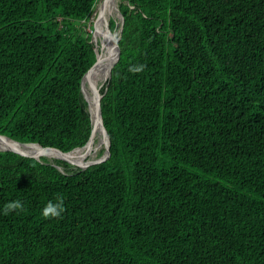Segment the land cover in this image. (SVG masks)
<instances>
[{
    "label": "trees",
    "instance_id": "16d2710c",
    "mask_svg": "<svg viewBox=\"0 0 264 264\" xmlns=\"http://www.w3.org/2000/svg\"><path fill=\"white\" fill-rule=\"evenodd\" d=\"M97 2L0 0V143L89 141ZM119 9L108 157L82 169L0 151V264H264V0ZM58 198L63 213L43 216Z\"/></svg>",
    "mask_w": 264,
    "mask_h": 264
},
{
    "label": "bare ground",
    "instance_id": "6f19581e",
    "mask_svg": "<svg viewBox=\"0 0 264 264\" xmlns=\"http://www.w3.org/2000/svg\"><path fill=\"white\" fill-rule=\"evenodd\" d=\"M120 1L121 0H101L95 12L96 16H99L98 27L94 33V38H95L94 42L97 46H100L99 50L98 51L96 50L98 67L96 74L94 76L95 78L93 77L94 80L89 85H85L84 87H82L83 92L88 100V104H89L88 110L90 112L92 125H93L92 137L90 138L87 145L82 148L75 149L73 150V152H70L65 155H60L51 150L41 149V147L35 144L3 142L0 143V150H6V149L26 150L29 151L32 155L38 156L39 158L44 156L51 160L60 159V160L71 161L73 162V164H75L80 168H87L91 163L99 160L102 157L100 156V151L103 149L104 145L107 144V138L102 128V125H100L102 124V119L100 115L98 116L99 90H100V86L103 85V83H105L109 78L110 71L115 61L116 43L118 42L121 36L122 21L120 23H117V29L115 31L116 36L112 34V31L110 30L109 27V23H110L109 20L111 17L116 18L118 21H120L121 19L119 14ZM107 22L109 23L106 28ZM85 153H89V155L86 159H83L84 157L82 158V155Z\"/></svg>",
    "mask_w": 264,
    "mask_h": 264
},
{
    "label": "water",
    "instance_id": "95a60500",
    "mask_svg": "<svg viewBox=\"0 0 264 264\" xmlns=\"http://www.w3.org/2000/svg\"><path fill=\"white\" fill-rule=\"evenodd\" d=\"M119 14L121 15V18H122V19H121V21H122V23H121V32H122V30H123V24H124V19H123V16H122V14H121L120 11H119ZM120 38H121V36H120ZM120 38H119V40H120ZM93 41H94V40H93V38H92V42H93ZM118 42H119V41H118ZM118 42H117V44H116V48H117V58H116V60H115L114 65L117 63V61H118V59H119V56H120V48H119V44H118ZM93 43H94V42H93ZM95 66H96V65H95ZM95 66H94V67H95ZM94 67H93V68H94ZM110 75H111V71H110ZM110 75H109V77H110ZM85 76H86V75H85ZM85 76H84V77H85ZM101 98H102V97H101ZM101 98H100V99H101ZM100 99H99V102H98V109H99V115H100V117H101V119H102V128H103V130H104V132H105V134H106L107 144H106L105 152H104L103 156H102L99 160H97V161L91 163L90 165L97 164V163H101V162L105 161V160L107 159V157H108L109 148H110V137H109V134H108L107 130H106L105 127H104L103 116H102V109H101V103H100L101 100H100ZM92 132H93V130H92ZM0 136H4V135H0ZM5 137L9 138L11 141L16 142V143L18 142V143H21V144H35V145H38L39 147H41V149L55 151L56 153H58V154H60V155H65V154L70 153V152H68V153L61 152L60 150L55 149V148L43 147V146H41L39 143H32V142H19V141H16V140H14V139L8 137V136H5ZM91 137H92V134H91ZM91 137H90V138H91ZM89 140H90V139H89ZM88 142H89V141H88ZM88 142H87V143H88ZM87 143H86V145H87ZM86 145H85V146H86ZM83 147H84V146H83ZM6 150L14 151V152H17V153H19V154L26 155V156H33V157L39 159V157L36 156V155L22 153V152H19V151H17V150H14V149H6ZM6 150H0V151H6ZM71 152H73V151H71ZM65 161H67V160H65ZM68 162L73 164V162H71V161H68ZM90 165H89V166H90ZM82 169H85V168H82Z\"/></svg>",
    "mask_w": 264,
    "mask_h": 264
},
{
    "label": "clouds",
    "instance_id": "9594fccd",
    "mask_svg": "<svg viewBox=\"0 0 264 264\" xmlns=\"http://www.w3.org/2000/svg\"><path fill=\"white\" fill-rule=\"evenodd\" d=\"M144 65H135L130 67L129 71L132 73H140L144 70ZM23 205L21 201L16 200L7 203L3 208V213L7 215L10 212L22 209ZM64 211L63 202L61 199H57L56 202L49 201L42 209V215L45 217H59Z\"/></svg>",
    "mask_w": 264,
    "mask_h": 264
},
{
    "label": "rangeland",
    "instance_id": "374dc122",
    "mask_svg": "<svg viewBox=\"0 0 264 264\" xmlns=\"http://www.w3.org/2000/svg\"><path fill=\"white\" fill-rule=\"evenodd\" d=\"M100 1L101 0H98V2L96 3V5H95V7H94V11H93V14H92V16L90 17V19L88 20V27H87V30L89 31V32H91V34H92V37H93V40L95 39L94 38V33H95V31H96V29H97V27H98V20H99V16H96V10H97V8H98V4L100 3ZM122 3V0L120 1V4ZM119 4V5H120ZM120 17H121V15H120ZM96 18V19H95ZM122 19V18H121ZM121 19H120V21H118L116 18H114V17H111L110 18V20H109V22L111 21V20H114L115 22H116V27H117V23H120L121 22ZM95 20V21H94ZM91 22V23H90ZM109 22H107V24H106V28H107V25H108V23ZM111 33V32H110ZM112 34L114 35V36H116V33L114 32H112ZM94 42V41H93ZM94 44H95V42H94ZM96 45V44H95ZM99 47L100 46H97L96 45V50L98 51L99 50ZM108 80V79H107ZM107 82V81H106ZM106 82L105 83H103V85H101L100 86V90H99V99H100V96H101V90H102V88L104 87V85L106 84ZM82 92H83V89H82ZM83 95H84V98H85V100H87V97H86V95L84 94V92H83ZM87 103H88V100H87ZM88 106H89V104H88ZM106 145V144H105ZM105 145H104V147H103V149L100 151V156H103V154H104V152H105ZM86 154V155H85ZM85 154H83L82 155V158L83 159H86L87 157H88V155H89V153H85ZM86 156V157H85ZM51 160V159H50ZM75 165V164H74ZM76 167H78V166H76Z\"/></svg>",
    "mask_w": 264,
    "mask_h": 264
}]
</instances>
